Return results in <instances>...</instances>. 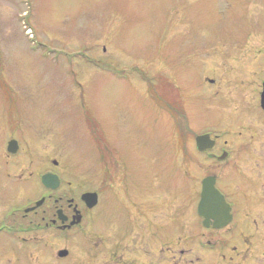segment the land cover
<instances>
[{"label":"rangeland","instance_id":"1","mask_svg":"<svg viewBox=\"0 0 264 264\" xmlns=\"http://www.w3.org/2000/svg\"><path fill=\"white\" fill-rule=\"evenodd\" d=\"M241 51L264 61V0H0V147L20 116L42 162L80 180L105 161L141 184L179 178L183 117L191 131L213 121L205 78L222 82L235 62L219 56Z\"/></svg>","mask_w":264,"mask_h":264},{"label":"flooded vegetation","instance_id":"2","mask_svg":"<svg viewBox=\"0 0 264 264\" xmlns=\"http://www.w3.org/2000/svg\"><path fill=\"white\" fill-rule=\"evenodd\" d=\"M241 52L219 56L235 62L222 82L205 78L218 88L201 108L213 121L191 131L183 117L191 146L179 148V178L167 182L151 170L141 184L106 161L80 180L42 162L26 120L3 121L0 264H264V61Z\"/></svg>","mask_w":264,"mask_h":264},{"label":"trees","instance_id":"3","mask_svg":"<svg viewBox=\"0 0 264 264\" xmlns=\"http://www.w3.org/2000/svg\"><path fill=\"white\" fill-rule=\"evenodd\" d=\"M152 85H153V83H152ZM155 86L157 87L158 91H155L152 89V101H155V103H157L159 105H160V103L162 104V101L164 102L165 105L166 104H167V106L170 105L171 102L169 101V97H168L167 101L164 100L165 99L163 96V94H165L164 88L162 89V91H163V93H162L161 87H159L157 85H155Z\"/></svg>","mask_w":264,"mask_h":264},{"label":"water","instance_id":"4","mask_svg":"<svg viewBox=\"0 0 264 264\" xmlns=\"http://www.w3.org/2000/svg\"><path fill=\"white\" fill-rule=\"evenodd\" d=\"M200 141H201V137H197L196 138V146L197 147H199V145H200ZM49 177H50V175H45V176H42V178H41V180H42V184L44 185V186H46V187H50V185H49ZM55 178V181L57 182V178L56 177H54ZM58 183V182H57Z\"/></svg>","mask_w":264,"mask_h":264}]
</instances>
